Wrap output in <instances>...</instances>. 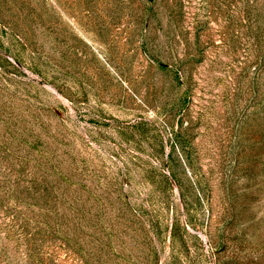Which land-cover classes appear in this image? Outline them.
<instances>
[{
	"label": "rangeland",
	"instance_id": "obj_1",
	"mask_svg": "<svg viewBox=\"0 0 264 264\" xmlns=\"http://www.w3.org/2000/svg\"><path fill=\"white\" fill-rule=\"evenodd\" d=\"M0 264H264V0H0Z\"/></svg>",
	"mask_w": 264,
	"mask_h": 264
}]
</instances>
